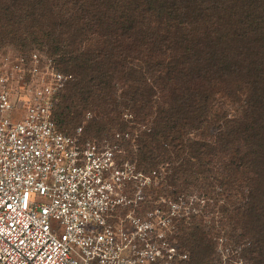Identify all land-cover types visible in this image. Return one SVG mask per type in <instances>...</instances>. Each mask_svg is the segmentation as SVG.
<instances>
[{
  "label": "trees",
  "instance_id": "16d2710c",
  "mask_svg": "<svg viewBox=\"0 0 264 264\" xmlns=\"http://www.w3.org/2000/svg\"><path fill=\"white\" fill-rule=\"evenodd\" d=\"M6 42L44 45L74 75L60 130L96 139L128 107L150 115L141 162L169 164L173 192L200 198L187 211L264 264V0H0Z\"/></svg>",
  "mask_w": 264,
  "mask_h": 264
},
{
  "label": "built area",
  "instance_id": "2783aa9c",
  "mask_svg": "<svg viewBox=\"0 0 264 264\" xmlns=\"http://www.w3.org/2000/svg\"><path fill=\"white\" fill-rule=\"evenodd\" d=\"M73 78L38 51L0 56V264H187L171 215L137 211L151 180L125 155L138 135L58 128Z\"/></svg>",
  "mask_w": 264,
  "mask_h": 264
},
{
  "label": "rangeland",
  "instance_id": "374dc122",
  "mask_svg": "<svg viewBox=\"0 0 264 264\" xmlns=\"http://www.w3.org/2000/svg\"><path fill=\"white\" fill-rule=\"evenodd\" d=\"M10 51L28 55L34 51H38L53 58L58 68L60 70L62 69L57 63V59L59 58L58 54L51 53L44 45L33 44L27 45L26 47L25 45L13 42L0 44V56ZM125 110L132 112L126 111L128 114H132L131 118L122 114L117 118V124H111V126H108L98 135L89 136L102 140L104 138H112L116 131H130L133 136L136 137V135H141L146 125L153 124V118L150 115L140 116L136 114L131 107ZM82 125L85 126V122H83ZM74 131L75 128H72L68 132L73 133ZM139 146L138 140L125 143L126 157L136 163L138 170L144 177H150L151 179L149 184L144 187L146 197L139 204L137 211L145 213L148 210L160 209L165 214L169 213L168 215H171L170 238L174 245L178 247L179 251L189 254V261L187 264H243L246 258L241 253L244 252L243 249L245 245L241 244V246H235L233 242L229 240L228 234L224 232H222V234L218 233V216L212 213H210L209 216H205L196 209L188 212L186 204L188 202L191 204L200 199L197 192L182 191L180 189L174 193V186H172L166 178L169 164L148 168L141 162V155L145 149ZM197 225L209 231L213 236L212 240H202L200 238V228H198L199 230L194 228V226L196 227ZM204 251L207 256L203 258L199 253L204 254Z\"/></svg>",
  "mask_w": 264,
  "mask_h": 264
}]
</instances>
